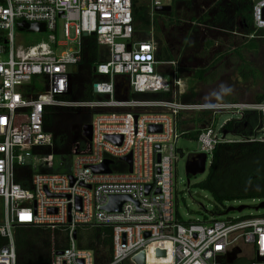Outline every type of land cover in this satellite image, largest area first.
<instances>
[{
    "label": "built area",
    "instance_id": "1",
    "mask_svg": "<svg viewBox=\"0 0 264 264\" xmlns=\"http://www.w3.org/2000/svg\"><path fill=\"white\" fill-rule=\"evenodd\" d=\"M147 2L151 22L158 15L154 9L171 6L172 0ZM250 3L253 31L245 36L247 40L264 31V0ZM58 21L64 41L56 39ZM20 23L42 24L48 42L20 45ZM151 28L146 40L135 38L132 0H0V237L6 241L0 248V264H16V227L66 232L67 247L57 251L59 255L55 252L49 264H98L94 252L78 249L76 239H72L80 228L111 229V256L106 264H124L156 245L167 250L169 257L155 264H242V260L264 264L259 261L264 259V214L236 220L218 216L182 224L173 197L174 165L179 159L175 143L191 133L179 132V118L209 114L206 124L191 129L198 132L199 154L207 157L226 143L225 136H218L222 127L216 130V117L224 113L240 120L245 112H256L260 127L239 142L264 143V138L258 137L263 131L264 100L183 102L188 88L178 77V63L157 61L158 45ZM70 29L72 41L68 40ZM83 34L106 48V58L92 68V86H96L93 99L64 102L61 99L69 93L78 72ZM67 46L72 48L60 52ZM164 66L169 68L168 78L159 74H165L160 69ZM119 80L127 91L121 100L115 97ZM36 86H40L38 91ZM142 94H170L171 99L131 97ZM48 108H75L89 116L90 142L81 136L84 126L80 129L87 149L59 158L60 167H68L66 173L40 174L26 161L31 157L37 165L52 167L53 155L33 153L52 146L50 134L43 129ZM149 126L159 127L160 132L149 133ZM107 137H120L121 141L117 145ZM127 156L131 157L130 173L122 160ZM104 161L110 162L109 172L94 173L92 169ZM26 167L32 172L28 189L15 181L23 178L21 170ZM146 186L150 187L147 195ZM112 196L130 201L123 203L119 212L107 213L102 208Z\"/></svg>",
    "mask_w": 264,
    "mask_h": 264
},
{
    "label": "trees",
    "instance_id": "2",
    "mask_svg": "<svg viewBox=\"0 0 264 264\" xmlns=\"http://www.w3.org/2000/svg\"><path fill=\"white\" fill-rule=\"evenodd\" d=\"M146 0H132V11L134 29L148 31L156 26L155 15L150 22L148 8L144 5ZM190 0H172V13L161 14L167 20V26H178L181 19L175 13V5L184 3L188 5ZM250 0H228V5H216L215 13L210 17L207 13L199 19L192 15L186 17L187 22L207 26L208 28H219L228 33L241 31L242 38L246 41L243 46L247 48L250 43L255 42L256 46L251 47L248 52H255L264 46V31L256 33V37L250 40L245 39L252 33L250 17ZM231 12V14H230ZM177 16V17H175ZM155 39V37H154ZM207 45H211L208 43ZM234 54L239 55L238 50ZM247 51V50H246ZM157 61L169 62L173 58L164 49L162 55L157 53ZM99 62L98 45L95 38L85 37L81 39V55L78 64V72L72 78L69 93L61 100L64 102H87L93 99L92 68ZM206 70L197 71L194 74L196 80H202ZM178 77L179 72H178ZM253 77L254 73H253ZM181 78V77H180ZM133 99L145 101H168L170 94H142L132 95ZM197 94L190 87L181 100L185 103H194ZM264 100V85L261 95H258L253 103H260ZM236 103V102H233ZM186 122L178 120L179 132L181 126L192 125L196 129L210 120L209 114H193ZM89 123V116L80 113L75 108H48L44 117L43 129L52 138L51 148H38L34 154L43 156L53 155L64 159L70 158L73 151H84L88 144L81 139L80 129ZM76 127L77 132L72 131ZM260 127V118L256 112H245L240 120H231L221 128V132L241 139L253 136L254 131ZM198 132L184 134L182 137L195 140ZM22 179H16L22 188L30 187L32 172L26 167L21 170ZM195 187L207 193L213 204L212 217L222 216L224 204L239 201H264V143L262 142H238L219 144L212 153L211 163L205 179ZM67 234L63 229H45L35 227H16L14 235L16 264H49L55 252L67 247ZM5 239L0 237V248L5 245ZM76 246L78 249L89 250L99 257L98 264H106L111 256V229L110 228H80L76 232ZM248 264L247 261H240ZM236 262L235 264H238Z\"/></svg>",
    "mask_w": 264,
    "mask_h": 264
},
{
    "label": "rangeland",
    "instance_id": "3",
    "mask_svg": "<svg viewBox=\"0 0 264 264\" xmlns=\"http://www.w3.org/2000/svg\"><path fill=\"white\" fill-rule=\"evenodd\" d=\"M148 7V2L144 3ZM228 5V0H190L188 5L184 3L175 5V13L177 12L181 23L178 26H167L165 16H156V26H152L153 35L158 45V54L162 55L166 49L177 61L179 76L184 80L187 88H191L197 94L196 102L199 103H253L264 85V46L255 52H248L251 47H255L256 43L252 42L247 48L243 46L246 41L242 38L241 29L234 33H228L219 28H208L199 24L187 22L186 17L193 16L200 18L207 13L212 17L215 13V6ZM231 14V12H230ZM177 17V16H175ZM150 30V29H149ZM149 30H137L135 38L144 41L149 36ZM17 42L24 47H33L40 43L48 42V34L42 33H18ZM73 31L70 29L68 40H73ZM57 41H64L61 32V21L57 23L56 32ZM211 43V45H207ZM66 48L60 49V52L66 51ZM238 50L239 55L234 54ZM247 50V51H246ZM106 58V48L98 47V60L102 61ZM161 74L164 78H168L169 68L161 67ZM70 69H68L69 71ZM206 70L202 80H196L194 74L197 71ZM253 73L255 78L253 77ZM98 79V78H97ZM100 80H96L98 82ZM120 82V83H119ZM40 86H36L38 91ZM116 99H125L127 96L126 88L122 80L118 81ZM191 116H184L181 122H188ZM231 120H239L237 116L230 113L220 114L216 117V130ZM194 126H181V130H190ZM77 132V128H72ZM218 133L219 138L221 137ZM258 137L264 138L263 131L259 132ZM225 142L238 143L240 139L232 135H226ZM176 150H181L185 156L199 154V145L197 141L186 137H179L175 143ZM212 154L207 155L205 161V172L202 175L187 178L184 173L185 159H178L174 165V187L173 197L177 218L180 223H194L209 220L212 215V199L204 191L198 190L195 185L202 182L211 163ZM32 167L37 168L40 174L66 173L68 167H60V159L52 158V167L46 168L35 164L31 157L26 160ZM68 165V163L66 164ZM261 203L260 200L239 201L224 204L222 217L236 220L245 217H256L264 214L263 210L255 211V208ZM246 207L242 212L235 211L225 214L228 208ZM3 202L0 200V223L2 222ZM239 254V253H237ZM169 252L160 250V246L156 245L131 257L124 264H155L168 260Z\"/></svg>",
    "mask_w": 264,
    "mask_h": 264
},
{
    "label": "water",
    "instance_id": "4",
    "mask_svg": "<svg viewBox=\"0 0 264 264\" xmlns=\"http://www.w3.org/2000/svg\"><path fill=\"white\" fill-rule=\"evenodd\" d=\"M155 14L161 15V14H169L171 12V6H165V7H158L154 9ZM17 30L19 32H28V33H43L44 32V27L42 24H33V25H28L26 23H20L17 26ZM83 38L86 37L85 34L82 35ZM94 72V71H93ZM92 92H96V86H92ZM135 119V118H134ZM149 133H155V132H160L159 127H153L149 126L148 128ZM223 137L228 135L227 133L223 132L222 133ZM81 136L87 141L90 142L91 140V127L89 125H86L82 128L81 131ZM106 140L113 142L117 145H119L121 138L120 137H107ZM155 149H158V147H155ZM176 153L178 154L179 159H185L184 163V173L185 177L187 178V185L189 183L188 178L189 177H195L197 175H202L205 172V161L206 157L204 154H197V155H187L184 156L181 150H177ZM127 165H128V172H131V157L127 156L122 159ZM156 162H159V156H156ZM110 165V162L104 161L101 166L93 168L92 171L94 173H108V166ZM150 187L146 186L144 189L145 195L149 192ZM158 193V191H156ZM130 201L128 197L124 196H112L108 198V203L105 207L102 208L103 211L107 213H117L120 210V207L123 203ZM246 207H239L236 209L233 208H228L225 211V214L229 212H237L240 213L242 212ZM258 210H263L264 212V202L259 203V205L255 208V211ZM147 236V235H146ZM145 236V237H146ZM72 239H76V232L72 234ZM61 254L60 252H57L56 255ZM259 261H264V259H259Z\"/></svg>",
    "mask_w": 264,
    "mask_h": 264
},
{
    "label": "flooded vegetation",
    "instance_id": "5",
    "mask_svg": "<svg viewBox=\"0 0 264 264\" xmlns=\"http://www.w3.org/2000/svg\"><path fill=\"white\" fill-rule=\"evenodd\" d=\"M170 13H172V7H171V12H170ZM170 13H169V14H170Z\"/></svg>",
    "mask_w": 264,
    "mask_h": 264
}]
</instances>
